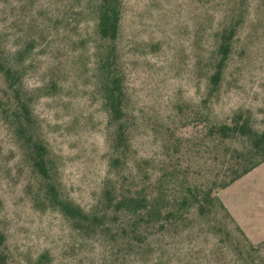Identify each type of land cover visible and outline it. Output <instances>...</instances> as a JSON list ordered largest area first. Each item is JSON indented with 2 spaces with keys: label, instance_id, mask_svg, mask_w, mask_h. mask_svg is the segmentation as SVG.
Masks as SVG:
<instances>
[{
  "label": "rangeland",
  "instance_id": "374dc122",
  "mask_svg": "<svg viewBox=\"0 0 264 264\" xmlns=\"http://www.w3.org/2000/svg\"><path fill=\"white\" fill-rule=\"evenodd\" d=\"M237 23L214 88L220 35ZM0 43L20 72L29 129L48 150L60 197L85 212L99 205L106 185L131 186L137 165L158 169L172 145L190 152L185 168L206 181L226 152L246 145L243 138L219 144L208 131L236 113L264 127V0H123L115 44L99 38L85 0H0ZM109 46L117 47L126 91L127 148L119 156L110 146L115 127L99 69ZM5 90L0 76V100ZM218 195L247 226L252 220L256 244L250 247L223 211L200 217L191 210L183 226L151 229L141 255L126 251L128 236L112 216L106 231L88 233L49 201L23 141L0 113L7 264H244L250 254L264 262V166Z\"/></svg>",
  "mask_w": 264,
  "mask_h": 264
},
{
  "label": "trees",
  "instance_id": "16d2710c",
  "mask_svg": "<svg viewBox=\"0 0 264 264\" xmlns=\"http://www.w3.org/2000/svg\"><path fill=\"white\" fill-rule=\"evenodd\" d=\"M85 1L95 15L96 33L99 38L115 44L121 32L123 0ZM238 23L227 27L220 35L217 59L211 76V85L214 88L221 83ZM99 69L104 76L103 94L109 120L115 127L109 138L110 146L119 156L127 148V125L126 91L116 46H109L104 52ZM0 76L6 85V95L0 100V113L3 118L11 121L15 134L23 141L31 166L40 177L47 198L63 212L75 228L95 234L104 232L110 220L114 218L121 223L119 228L123 234L128 236L130 247L127 248L126 245L122 248L128 251L135 248L141 250L151 229L183 226L191 210L202 217L219 209L232 221L235 229L242 234L250 247L253 245L218 195L219 191L231 186L264 163V127L261 131L256 130L251 116L236 113L230 121L209 127V134L217 136L219 139L215 142L219 144L243 138L246 145L241 149L231 150V153L226 152L221 169L215 168L213 176L208 177L206 181H200V178L190 172L191 168H185V159L190 163L193 161L190 152L182 153L179 147L172 145L167 148L166 156L158 169L148 173L141 164L137 165V176L133 178L131 186L125 187L122 183L120 187L106 185L99 205L92 211L85 212L59 195L48 150L29 129L32 126V115L28 100L22 93L20 72L9 62L1 43ZM231 235L227 234L229 239L233 238ZM233 240L235 242V238ZM4 244L5 236L0 233V264H7V257L2 251ZM135 253L141 255L143 252L137 250ZM250 256L243 259L244 264H264L254 259L251 254ZM121 263L125 264V261Z\"/></svg>",
  "mask_w": 264,
  "mask_h": 264
},
{
  "label": "crops",
  "instance_id": "0c3cea01",
  "mask_svg": "<svg viewBox=\"0 0 264 264\" xmlns=\"http://www.w3.org/2000/svg\"><path fill=\"white\" fill-rule=\"evenodd\" d=\"M264 166V163H262L260 166H258L256 169H254L252 172H250L249 174H247L246 176H244L243 178L239 179L238 181L252 175L253 173L257 172V170L261 167ZM237 182V181H236ZM234 184V183H233ZM221 200L223 201L224 205L227 207L228 211L230 212V214L232 215V217L234 218V220L236 221V223L239 225V227L243 230V232L246 234V236L248 237V239L253 243V244H256L255 242V239H256V236H255V233L252 231H250V228L251 227V223L252 220L250 219L248 221V226L245 222H243V220H241L238 215L233 211L232 207L230 206V204L221 198ZM253 230H255L254 228H252Z\"/></svg>",
  "mask_w": 264,
  "mask_h": 264
}]
</instances>
